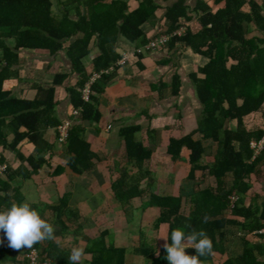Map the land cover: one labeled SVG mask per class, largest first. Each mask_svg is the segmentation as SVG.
<instances>
[{
  "label": "trees",
  "instance_id": "trees-1",
  "mask_svg": "<svg viewBox=\"0 0 264 264\" xmlns=\"http://www.w3.org/2000/svg\"><path fill=\"white\" fill-rule=\"evenodd\" d=\"M58 3L61 7L56 12L52 0H0V40L4 36L16 40L15 53L7 49L5 41L1 43L4 58L12 65L14 61L19 64L21 49L44 50L51 56L66 51L72 61L73 73L79 76L78 83L68 89L75 111H80L79 119L83 123H99L103 118L101 96L114 75L110 67L115 68L121 58L117 43L122 37L148 43L141 28L153 22L160 7L153 0H143L133 12L126 0L107 3L104 0H58ZM221 5L222 8L212 13L205 3H197L194 11L204 14L198 21L201 29L178 36L172 33L184 28L182 20L191 21L189 8L183 0L178 1L167 9L165 19L170 35L161 47L172 50L177 43H184L208 59L206 65L188 75L201 106L198 127L192 135L173 140L168 153L173 161H177L182 150L187 148L192 166L190 179L196 171H202L204 180L213 178V184L197 185L188 197L153 193L144 186L145 179L140 171L152 152L135 141L139 128L131 127L124 128L121 133L133 170L131 167L126 169L128 171L113 180L111 188L114 199L122 206L142 203L148 198V206L159 208L161 212L153 229L166 226L169 244L171 232L176 229L186 235L193 231L206 232L212 240L213 252L199 257L201 264H264V150L258 154L253 148V143L264 140V126L250 127L249 124L250 118L257 114H262L264 119V0L214 1L213 6ZM94 47L99 49L100 55L90 72L84 59L90 56ZM96 74L101 77L92 85L90 100L86 101L84 91ZM69 76V73L57 74L51 87L38 88V97L33 102H18L22 108L18 107L14 120L16 139L11 148L32 168L25 177L37 173L47 163L45 155L52 152L53 146L44 140L43 132L59 125L54 117L56 87L63 85ZM180 88L181 76H174L173 93L178 95ZM83 123H72L67 141L68 165L76 175H84L97 166V154L85 138ZM22 128L26 131L20 132ZM24 138L35 145L34 156L26 158L17 150L18 143ZM205 142L212 145L206 146ZM204 156H213L214 162L202 164ZM3 163L0 160V166ZM10 188L8 183L0 180V190L5 192L0 196V204L7 210L25 199L18 188H14L12 196L6 194ZM233 197H239V200L232 209ZM72 199L73 194L66 193L57 205L48 207L58 220L54 226L56 239L32 247L37 249L43 261L70 264L71 249L60 245L57 238L66 237L64 232L73 228L68 225L73 218L80 221V212L72 211ZM33 208L45 219L46 208L38 204ZM82 229V224L74 227L76 239ZM235 235L241 237L244 250L239 256L227 258V244ZM108 237L109 230L103 229L97 239H90L86 252L93 256L88 264H126V248L110 244ZM30 249L26 248L25 253ZM3 250L0 243V264L7 261L30 264L25 256L22 258L25 261L21 262ZM133 253L151 260L157 255L155 247L145 243H140ZM158 255L161 262L169 264L164 247ZM189 255H196V250H191Z\"/></svg>",
  "mask_w": 264,
  "mask_h": 264
},
{
  "label": "crops",
  "instance_id": "crops-1",
  "mask_svg": "<svg viewBox=\"0 0 264 264\" xmlns=\"http://www.w3.org/2000/svg\"><path fill=\"white\" fill-rule=\"evenodd\" d=\"M52 1L54 10L58 12L61 5L58 0ZM104 1L107 3L111 0ZM126 1L131 12L137 10L143 2V0ZM153 1L160 9L156 12L153 22L146 23L141 28L148 43L159 36L170 35L169 23L165 19L167 9L180 0ZM183 1L189 8L188 17L191 21L182 20L184 28L172 33L179 32L178 36L201 29L198 21L204 14L194 11L197 3H205L212 13L223 7V5L213 6L215 0ZM3 41L6 42L7 49L15 53L16 40L7 36L0 40V160L4 162L0 166V180L11 186L6 194L12 196L15 192L14 188H18L25 197L24 202H28L32 208L34 204L46 208L45 219L56 226L57 217L48 210V207L57 205L60 197L66 193H72V211L80 212L81 218L79 222L73 218L72 222L68 223L69 227L73 228L64 232L65 238H57L60 245L70 249L82 247L86 252L90 239H97L101 231L107 229L109 230L107 241L116 247L126 248V264H167L158 259L159 255H155L156 258L151 260L133 253L141 242L140 226H146L150 231V244L158 253L164 247L165 240L159 237L166 236L168 228L163 225L160 230L153 229V224L160 215V209L148 206L146 203L148 198L144 199L145 203L136 202L132 206H122L114 199L111 183L128 171L126 169L129 167L131 171L133 170V166L128 162L126 141L121 131L124 128L138 127L139 131L134 136L135 141L151 150V158L144 162L140 171L145 179L144 186L150 188L153 193L188 197L197 185H212L214 179L209 178L205 181L202 171H196L193 179H190L192 166L189 162L190 151L187 148L182 150L177 161H173L168 153L173 140L192 135L198 127L201 106L188 75L195 72L198 67L206 65L208 59L196 54L184 43H177L172 50L163 47L147 53L144 48L148 43L120 38L117 50L121 58L115 68L110 67L114 75L101 96L100 110L103 118L99 123H83L79 119L80 111H75L68 91L78 83L79 76L73 73L72 61L67 57L66 51L51 56L44 50L21 49L19 64L14 61L9 65L10 61L4 58L5 51L1 46ZM99 55V49L94 47L90 56L84 59V64L90 72L93 71L94 60ZM125 55L127 61L120 65ZM63 73H69L70 76L63 85L56 87L57 105L54 117L59 125L45 129L43 132L44 140L53 146L52 152L45 155L47 163L42 165L37 173L25 177L32 168L27 162L21 161L16 151L11 148L16 139L14 120L18 107L22 108V104L18 102H33L38 97L39 87L46 89L51 87L55 76ZM178 75L181 76V88L179 94L175 95L172 82L174 76ZM68 123L70 129L72 123L84 124L85 138L97 154V166L84 175L73 173L66 154L68 140L65 143L59 140L58 127ZM25 131V128L20 130V132ZM204 145L210 146L212 143L205 142ZM17 148L26 158L36 153L35 145L28 138L22 139ZM212 157L204 156L201 163L212 164L214 162ZM134 171L138 172L137 169ZM4 193L0 190V196H4ZM253 193L254 191L250 195L252 196ZM183 208L187 209V206L184 205ZM0 210L7 209L0 204ZM79 224H82L84 229L78 232L76 239L74 227ZM231 239L227 244V258L239 256L243 252L232 255ZM0 243L5 253L10 256L15 255L17 259H21V262L25 261L22 258L25 256L26 248L20 250L10 248L2 230H0ZM193 249L189 247L185 251L191 252ZM92 256L88 254L81 264H88ZM50 263L52 264V261ZM4 264L14 263L7 261Z\"/></svg>",
  "mask_w": 264,
  "mask_h": 264
},
{
  "label": "clouds",
  "instance_id": "clouds-1",
  "mask_svg": "<svg viewBox=\"0 0 264 264\" xmlns=\"http://www.w3.org/2000/svg\"><path fill=\"white\" fill-rule=\"evenodd\" d=\"M0 230L5 233L8 246L14 250L32 248L42 241L56 239L53 224L42 218L28 202L14 204L8 210H0ZM159 238L165 240L164 249L169 264H201L199 257L213 252L212 240L203 230L193 231L188 235L180 229L173 230L170 244L167 243V236ZM189 247L196 250V255L186 253L185 250ZM87 255L84 248L73 247L69 256L70 264H81Z\"/></svg>",
  "mask_w": 264,
  "mask_h": 264
},
{
  "label": "built area",
  "instance_id": "built-area-1",
  "mask_svg": "<svg viewBox=\"0 0 264 264\" xmlns=\"http://www.w3.org/2000/svg\"><path fill=\"white\" fill-rule=\"evenodd\" d=\"M179 32H176V34H178ZM169 40L168 36H160L158 38L153 39L152 41H150L144 48L145 51H154L156 49L161 48L163 45H165ZM127 61V55L124 56V58L122 59L120 65L125 64ZM101 77V74H96L92 80L90 81V83H88L87 88L84 91V98L86 101L90 100L91 97V93H92V85L97 81V79H99ZM70 131V124H65L62 126L58 127V133H59V140L62 143H65L68 138H69V132ZM253 148H255L258 152V154H260L263 150H264V140L260 143H253ZM239 200V197H233L232 198V209L235 207L236 202ZM25 258L28 259V262L30 264H51L50 261H43L42 258L39 256V253L37 251V249H30L29 252H27L25 254Z\"/></svg>",
  "mask_w": 264,
  "mask_h": 264
},
{
  "label": "rangeland",
  "instance_id": "rangeland-1",
  "mask_svg": "<svg viewBox=\"0 0 264 264\" xmlns=\"http://www.w3.org/2000/svg\"><path fill=\"white\" fill-rule=\"evenodd\" d=\"M249 124H250V127L264 126V119H263L262 114H257L255 116L251 117ZM214 150L215 149H213V151ZM140 228H141V234H140L141 242L140 243H145L147 246H151V244H150V239H151L150 231L147 229L146 226H142V227L140 226ZM230 244L232 245V248H231L232 255H237L243 251V243H242L241 237L235 235L234 237H232ZM128 247H129V245H128ZM32 249H35V248H32ZM186 253L189 254L190 252L187 251ZM24 254H26V253L24 252ZM129 254H131V253H129Z\"/></svg>",
  "mask_w": 264,
  "mask_h": 264
}]
</instances>
